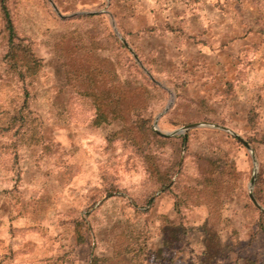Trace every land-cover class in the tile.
<instances>
[{
    "label": "rangeland",
    "instance_id": "rangeland-1",
    "mask_svg": "<svg viewBox=\"0 0 264 264\" xmlns=\"http://www.w3.org/2000/svg\"><path fill=\"white\" fill-rule=\"evenodd\" d=\"M5 5L0 264H264V0Z\"/></svg>",
    "mask_w": 264,
    "mask_h": 264
},
{
    "label": "trees",
    "instance_id": "trees-1",
    "mask_svg": "<svg viewBox=\"0 0 264 264\" xmlns=\"http://www.w3.org/2000/svg\"><path fill=\"white\" fill-rule=\"evenodd\" d=\"M0 14L2 17V21H3V28H4V31L6 33V45H7L6 55L8 56V59L13 60L14 62H12V63L15 64L17 62L16 60L20 59L19 58L20 55L17 52L21 51L20 54H22V59H23L22 65L23 66L29 65L30 61L32 60L31 58H33V57L27 49L19 47V41L20 40L15 33L13 24H12L10 16H9V12H8L6 5H5V0H0ZM28 68H30V67H28ZM114 86L115 87H113L112 90L110 91L111 99L117 102L121 98V91L117 89L118 86H116V85H114ZM80 92H82V94H84L88 97H91L93 95L92 98L94 100H96L95 106H94L95 111H96V114L94 117V123L97 124V123H99V121L104 120L107 117L108 112H110V111L106 110V107H104L100 101L103 98H109L110 95H105L103 97L99 93L92 92V89L84 90V91L81 90ZM119 108L120 107L115 105V107H113L109 116H111V117L116 116L119 112ZM21 118L22 117H20V119ZM259 183H261V180L258 179L256 181V190L254 189L253 195H254L256 201H258L260 204L264 205V202L262 201V199H260V197H258V195H257V184L259 185ZM92 262H93V260L91 261V264H92ZM93 264H95V259H94Z\"/></svg>",
    "mask_w": 264,
    "mask_h": 264
},
{
    "label": "water",
    "instance_id": "water-1",
    "mask_svg": "<svg viewBox=\"0 0 264 264\" xmlns=\"http://www.w3.org/2000/svg\"><path fill=\"white\" fill-rule=\"evenodd\" d=\"M123 43H124V45H126L125 42H123ZM198 126L214 127V128H218V129H221L223 131L230 133L233 137H235L249 151L251 159H252V161H254V156H253L251 149L249 148L248 143L245 140H243L240 136H238L236 133L230 131L228 128L221 126V125L208 124V123H190V124L184 125V126L180 127L179 129H176V130L168 132V133H160L157 129H154V131L157 134L168 136V135H173V134H179V133H182L183 131H185L189 128H194V127H198ZM254 179H255V173H252L250 181H249V185H248V198L250 199L251 203L254 205L255 208H257L260 212L264 213V209L257 203V201L255 200V198L252 194V186H253Z\"/></svg>",
    "mask_w": 264,
    "mask_h": 264
}]
</instances>
